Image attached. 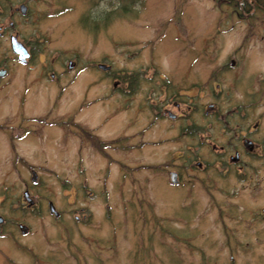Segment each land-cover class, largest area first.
<instances>
[{
  "label": "rangeland",
  "instance_id": "rangeland-1",
  "mask_svg": "<svg viewBox=\"0 0 264 264\" xmlns=\"http://www.w3.org/2000/svg\"><path fill=\"white\" fill-rule=\"evenodd\" d=\"M1 24L35 56L0 37V83L74 84L0 90V264H264V0H0Z\"/></svg>",
  "mask_w": 264,
  "mask_h": 264
},
{
  "label": "flooded vegetation",
  "instance_id": "flooded-vegetation-1",
  "mask_svg": "<svg viewBox=\"0 0 264 264\" xmlns=\"http://www.w3.org/2000/svg\"><path fill=\"white\" fill-rule=\"evenodd\" d=\"M23 6H26L27 7V11H28V6L25 4V3H21V5H20V8H21V11H22V7ZM27 11H26V13H27ZM22 13H23V11H22ZM26 13H23V14H26ZM14 25V23L13 22H11V24H10V26H13ZM12 30L15 32V33H13V32H11V28H9L8 26H6V25H0V37H2V36H4V35H8V34H10V40H11V47H12V38L13 37H16V39H17V41H19V42H21L23 45H24V47L26 48V50H27V52H28V54H29V56L27 57V62L26 63H23L20 59H19V54H17L14 50H13V48H12V51H13V53L16 55V57H17V61L18 62H21V63H23V64H28V62L35 56L34 55V53H33V51H32V49L31 48H29V46L27 45V44H25L23 41H21L20 39H19V33L17 32V31H15L13 28H12ZM74 65H75V63L73 62V61H70L69 62V67L70 68H73L74 67ZM100 65L101 64H99V67H100ZM46 66V65H45ZM71 70H74V69H71ZM8 75H10V68H9V66H7L6 64H5V62L4 61H2V60H0V79L1 78H4V77H7ZM12 84V82H9L8 84H6V83H0V90L1 89H5V88H10V89H12L13 90V93L11 92V94L9 95V97L11 98L12 96H17V101H20V102H26L27 101V97H26V93L27 92H29V90H32V89H35V88H38L39 87V89L37 90L38 92L39 91H43V93H44V96H45V98L47 99V94L48 93H50L51 94V98H49L50 99V101H51V99H52V96H56V98H58L59 97V99H62L63 98V96L65 95V93H66V91L69 89V88H71V86L74 84L73 82L71 83V84H69V85H44V87H42V85H35L36 83H33L34 85H19V86H17V85H11ZM59 99L58 100H56V101H58L59 102ZM47 101H48V99H47ZM47 101H45V102H47ZM10 103H13V106L15 105V102L14 101H12V100H10ZM17 104V103H16ZM67 104V103H66ZM12 106V107H13ZM46 106H48L47 105V103H46ZM66 106V105H65ZM72 113L71 112H67L64 116H65V118H62L60 121L61 122H64V123H66L68 126H69V129H70V125H71V123L75 126V127H77V128H80L81 127V125L79 124L78 125V122L76 121V120H74V118L72 117V115H71ZM45 115V114H44ZM169 115H170V117H173V118H175L176 117V115L175 114H173V113H169ZM43 116V115H42ZM33 118V120H35V121H38L40 118H38V117H36V116H32ZM42 120H44V119H42ZM74 127V128H75ZM257 127V125H255V127L254 128H256ZM7 132H9V131H7ZM3 133H5L6 134V132H3ZM245 145L247 146V148L248 149H250V150H252V149H254L255 148V145H256V143L252 140V139H250V138H245ZM237 153H239V151H237ZM236 157H238L239 158V155L237 154V156ZM235 157V158H236ZM232 158L234 159V157L232 156ZM174 172V171H173ZM176 175H177V172H176ZM33 179V178H32ZM37 180V177L36 178H34L33 179V181L35 182ZM26 190H29L28 188L26 189ZM29 192H30V190H29ZM29 198H31L32 200H33V203H31L30 201H28V200H26V201H28L29 203H27V205H32V208H34V206L35 205H38V203H39V199H34L33 197H31L30 196V194H29ZM50 202H52V200H50L49 201V203ZM24 208V207H23ZM0 216L1 217H3L4 219H5V217L3 216V214H0ZM7 221H6V219H5V221L4 222H2V223H0V227H5V226H3L5 223H6Z\"/></svg>",
  "mask_w": 264,
  "mask_h": 264
},
{
  "label": "water",
  "instance_id": "water-1",
  "mask_svg": "<svg viewBox=\"0 0 264 264\" xmlns=\"http://www.w3.org/2000/svg\"><path fill=\"white\" fill-rule=\"evenodd\" d=\"M22 11H23V13H26L27 7L23 6L22 7ZM12 48L17 54H19V59L23 63H26L27 62V57L29 56V54H28L26 48L24 47V45L21 42L17 41L16 37L12 38ZM100 67L103 68V69H108L109 68V66H107L105 64H101ZM235 159H238V157H236ZM172 181L174 183L178 182L176 172L172 173ZM25 197H26V199L28 201L33 203V200L31 198H29V193L28 192L25 193ZM51 211L56 213V215L59 214V212L55 209V206L53 205V203H51ZM2 222H4V218L0 217V223H2ZM21 230L25 234L28 231V227L26 225H21Z\"/></svg>",
  "mask_w": 264,
  "mask_h": 264
},
{
  "label": "bare ground",
  "instance_id": "bare-ground-1",
  "mask_svg": "<svg viewBox=\"0 0 264 264\" xmlns=\"http://www.w3.org/2000/svg\"><path fill=\"white\" fill-rule=\"evenodd\" d=\"M37 177V173L35 172V171H33V179L34 178H36ZM26 192H28L29 194H30V192H29V190H25V192H24V195H25V193ZM51 203H53V205L55 206V204H54V202L52 201V202H50L49 203V209H50V211H51ZM55 209H56V206H55ZM57 210V209H56ZM52 212V211H51ZM52 213H54V212H52ZM55 215H56V213H54ZM60 215V213L58 214V215H56V216H59ZM1 217V216H0ZM4 221H5V219H4ZM21 225H25V224H20V228H21ZM27 226V225H26ZM28 227V226H27Z\"/></svg>",
  "mask_w": 264,
  "mask_h": 264
}]
</instances>
